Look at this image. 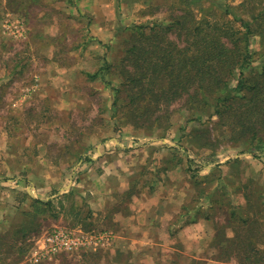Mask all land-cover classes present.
I'll list each match as a JSON object with an SVG mask.
<instances>
[{"label":"rangeland","instance_id":"obj_1","mask_svg":"<svg viewBox=\"0 0 264 264\" xmlns=\"http://www.w3.org/2000/svg\"><path fill=\"white\" fill-rule=\"evenodd\" d=\"M120 5L119 0H114L109 7L103 3L98 7L95 0H0V161L8 159L11 140L26 138L31 141L22 147L26 152L33 149L34 154L39 156V147H43L55 164L63 158L67 166L72 167L83 154L82 147L94 144V128H102L104 132L108 123L120 143L128 147L127 152H138L154 143L156 154L160 155L151 165L155 170L166 172L172 167L177 168L179 172L182 171L180 178L185 172V181L195 191L189 207L195 209L202 202L206 204L203 213L215 220L220 239L237 235L236 240L246 241L249 235L257 236L261 240L259 245L263 247L264 145L246 148L242 141L234 142L229 129L221 127L217 117L208 118L212 111L209 107L202 111L200 120H192V106L185 101L172 106L170 125L163 124L160 128L151 129L136 127L129 116V90L124 86L125 78L119 64L131 38L140 32L138 27H144L143 33L149 34L151 29L157 27L154 23L160 22L168 27L174 25L178 16L191 13L198 22L231 27L236 33H241L247 29L241 20L250 21L263 12L264 0H171L167 4L151 6L146 11L137 10L138 6L133 3L123 9ZM109 9L111 12H108ZM106 24L114 26L112 35L107 37L95 32L98 25ZM255 24L259 27L257 22ZM252 27L256 29V26ZM124 28L129 30L123 31ZM169 37L181 47L184 46L178 27ZM250 37L249 49L257 60L254 69L247 75L251 72V75H255L264 66V41L259 34ZM94 40L105 43L107 50L104 49L103 66L95 65V73L101 71L100 76L93 79V74H88L78 81L81 89L83 87L91 95L81 111L68 114L52 109L53 100L59 99L51 94V90L57 91L54 88L57 83L47 86L50 91L45 97L33 92L32 98H26V87L32 89L37 84L32 82L34 75L48 79L54 74V68H50L51 62H63V69L70 73L69 63L76 58V51L83 50L84 58L86 50L90 48L94 50L93 53L102 52L90 46ZM85 63L86 60L82 62L84 67ZM119 87L122 93L115 105L114 89ZM73 91L76 92V89ZM48 94L51 97H46ZM67 99L70 101L64 103L67 108L78 100L74 93L73 97ZM88 139L91 141L87 143ZM261 141L264 142V133ZM119 146L115 145L114 149L124 153ZM11 177L0 176V184L10 187L13 186L12 182L26 179ZM18 185L20 187L17 188L22 190L29 183ZM53 196V208L36 211L34 219L29 217L27 220L26 215L20 217L19 226L3 238L5 244L11 242V247L18 242L15 250L18 251V264H34L28 251L45 232L50 234L55 229L74 231L73 227L81 224L92 226L91 217L78 198L63 191H51L47 197ZM37 199L45 201V197ZM57 214H61V222ZM243 217L259 219L263 224L261 236L257 226H241L240 219ZM224 244L229 247L226 242ZM115 256L120 261L124 259L123 255L114 252L105 253V249L80 250L60 253L51 260L36 264H116L118 259L115 260ZM226 264H237V261L233 259Z\"/></svg>","mask_w":264,"mask_h":264},{"label":"crops","instance_id":"obj_2","mask_svg":"<svg viewBox=\"0 0 264 264\" xmlns=\"http://www.w3.org/2000/svg\"><path fill=\"white\" fill-rule=\"evenodd\" d=\"M95 1L98 7L102 3L109 7L114 2ZM169 1L171 2L120 0V6L123 9L133 3L138 6L137 10L146 11L151 6L157 7ZM96 28L95 32L107 37L112 35L114 30V26L110 24L98 25ZM104 45L105 43L94 40L90 46L102 52L93 53L90 48L86 50L85 58L83 50L76 51V58L69 63L70 73L63 69V62H51L50 68H54V74L48 79L34 75L32 82L37 84L32 89L26 87V98H32L37 93L45 97L50 91L47 86L57 83L54 87L57 91L51 90V94L59 99L53 100L52 109L68 114L75 110L81 111L85 103L90 101L91 95L87 94L83 87L81 89L78 81L87 77L85 75L95 74L96 66H103V55L107 50ZM85 60L86 67L82 65ZM44 86L48 90L44 89ZM73 89H76V92ZM73 93L78 100L67 108L64 103L69 101V96L73 97ZM51 94L46 97H51ZM94 129V144L89 143L82 147L83 154L72 167H68L63 158L55 164L56 162L46 155L43 147H39V156L34 154L33 149L26 152L22 147L26 142H31L26 138L25 141L21 138L11 140L7 151L8 159L0 161V176L26 179L16 182L9 179L13 185L10 187L0 184V264H18V251H15L18 242L11 247V242L7 241L5 244L3 238L19 226L20 217L24 218L26 215L28 220V212H33L34 209V200L45 197L44 202L51 201L55 197H47L51 191L71 193L80 203H84L85 212H88L95 226L113 233L112 245L105 253L123 255L124 259L120 264H226L220 258L224 256L225 248L219 242L216 222L203 213L206 204L202 202L195 209L189 207L195 191L194 187L185 181V172L180 178L182 171L179 172L177 168L172 167L169 171L161 172L151 167L153 161L160 158V155L156 154L154 143L139 149L138 152H127L128 147L120 143L108 123L104 132L102 128ZM89 141L91 139H88L87 143ZM115 145H120L124 153L114 149ZM148 151L152 153L147 154ZM25 182L29 183L26 188H17L20 187L18 183ZM185 208L187 210H184ZM60 215L57 214V217L61 222L63 218ZM46 234L49 233L45 232L32 244L30 261L32 251L43 248Z\"/></svg>","mask_w":264,"mask_h":264},{"label":"trees","instance_id":"obj_3","mask_svg":"<svg viewBox=\"0 0 264 264\" xmlns=\"http://www.w3.org/2000/svg\"><path fill=\"white\" fill-rule=\"evenodd\" d=\"M241 22L247 29L236 33L231 27L198 22L191 13H184L177 17L174 25L165 27L163 23H154L157 27L149 34L143 33L144 27H138L140 32L131 38L119 64L125 78L124 86L129 90V116L134 125L150 129L170 125L172 106L185 101L192 106V120H200L202 111L209 107L212 111L208 118L217 117L220 126L229 129L234 142L242 141L246 148L264 145L261 141L264 133V66L260 73L247 75L257 60L249 49L250 36L259 34L264 41V11L250 21ZM175 27H178L183 47L169 37ZM100 73L98 71L91 78H98ZM114 90L117 105L122 90L120 87ZM252 156L256 157L253 153ZM53 205L54 201L34 200L33 212L28 215L34 219L37 212L49 210ZM240 220L242 227L257 226L261 236L263 224L259 219L243 217ZM73 228H82L85 232L102 230L93 221L92 226L81 224ZM218 237L225 248L223 255L226 256L222 257V262L229 263L234 259L237 264H264V246L259 245V237L249 235L246 241L236 240L237 235L222 240L218 233ZM30 250L31 247L28 252ZM120 262L118 259L116 264Z\"/></svg>","mask_w":264,"mask_h":264},{"label":"built area","instance_id":"obj_4","mask_svg":"<svg viewBox=\"0 0 264 264\" xmlns=\"http://www.w3.org/2000/svg\"><path fill=\"white\" fill-rule=\"evenodd\" d=\"M113 238V233L104 230L85 232L81 228L74 231L55 229L47 235L43 248L32 251L31 262L36 264L51 260L60 253L106 250L112 245Z\"/></svg>","mask_w":264,"mask_h":264}]
</instances>
